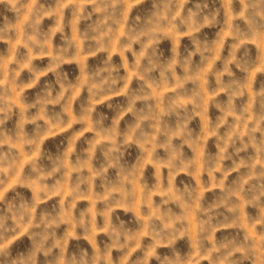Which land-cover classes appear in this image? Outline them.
Listing matches in <instances>:
<instances>
[{
    "label": "clouds",
    "instance_id": "9594fccd",
    "mask_svg": "<svg viewBox=\"0 0 264 264\" xmlns=\"http://www.w3.org/2000/svg\"><path fill=\"white\" fill-rule=\"evenodd\" d=\"M264 0H0V264H264Z\"/></svg>",
    "mask_w": 264,
    "mask_h": 264
},
{
    "label": "rangeland",
    "instance_id": "374dc122",
    "mask_svg": "<svg viewBox=\"0 0 264 264\" xmlns=\"http://www.w3.org/2000/svg\"><path fill=\"white\" fill-rule=\"evenodd\" d=\"M257 80H264V76L257 77Z\"/></svg>",
    "mask_w": 264,
    "mask_h": 264
}]
</instances>
